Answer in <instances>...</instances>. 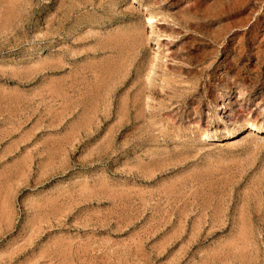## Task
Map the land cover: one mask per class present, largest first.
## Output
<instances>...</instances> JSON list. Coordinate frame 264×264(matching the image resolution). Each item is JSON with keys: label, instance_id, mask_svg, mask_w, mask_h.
I'll list each match as a JSON object with an SVG mask.
<instances>
[{"label": "rangeland", "instance_id": "1", "mask_svg": "<svg viewBox=\"0 0 264 264\" xmlns=\"http://www.w3.org/2000/svg\"><path fill=\"white\" fill-rule=\"evenodd\" d=\"M133 1L0 0V264H264V0Z\"/></svg>", "mask_w": 264, "mask_h": 264}, {"label": "bare ground", "instance_id": "2", "mask_svg": "<svg viewBox=\"0 0 264 264\" xmlns=\"http://www.w3.org/2000/svg\"><path fill=\"white\" fill-rule=\"evenodd\" d=\"M133 3H135V0L133 1ZM221 4V3H220ZM229 7V6H228ZM148 11V10H147ZM147 13H149V11L147 12ZM154 14V13H153ZM147 20H148V22L147 23H145V28H147L148 30H149V32H148V35L149 36H147V38L148 39H153L156 43H157V45H158V37L155 35V32H154V30H155V27H156V25H158V23H159V20H158V18H156V16L155 15H152L151 14V12H150V15L148 16V18H147ZM166 40H168V38H165ZM211 40V39H210ZM159 48V47H158ZM154 59H157V56H155L154 57ZM221 108V107H220ZM222 109H225V107L223 106V108ZM226 123V119H225V117H223V118H221L220 119V122H219V124H225ZM252 129H253V131H257L258 132V129L256 128V127H252ZM235 134H237V133H239V131L237 130V132H234ZM234 136H236V135H234ZM207 137V136H206ZM206 139V138H205Z\"/></svg>", "mask_w": 264, "mask_h": 264}]
</instances>
